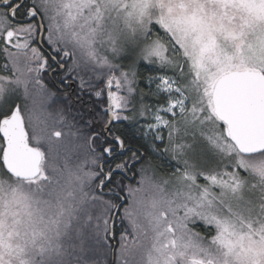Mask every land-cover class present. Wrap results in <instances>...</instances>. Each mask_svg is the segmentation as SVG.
Wrapping results in <instances>:
<instances>
[{"label": "snow or ice", "instance_id": "snow-or-ice-1", "mask_svg": "<svg viewBox=\"0 0 264 264\" xmlns=\"http://www.w3.org/2000/svg\"><path fill=\"white\" fill-rule=\"evenodd\" d=\"M0 264H264V0H0Z\"/></svg>", "mask_w": 264, "mask_h": 264}]
</instances>
